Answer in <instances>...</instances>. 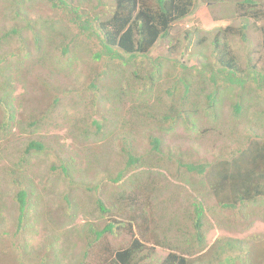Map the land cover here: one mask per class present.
Segmentation results:
<instances>
[{
  "label": "rangeland",
  "instance_id": "1",
  "mask_svg": "<svg viewBox=\"0 0 264 264\" xmlns=\"http://www.w3.org/2000/svg\"><path fill=\"white\" fill-rule=\"evenodd\" d=\"M257 1L264 11V0ZM73 5H81L82 20L90 21L91 30L98 33L99 23L115 10L113 0L103 4L74 0ZM66 13L50 8L46 0H0V38L10 35L0 41V123H5L0 129V264H99L105 250L114 254L135 239L145 246L140 257H148L138 264H160L169 251L156 246L152 229L172 223L192 234L194 227L186 211L195 195L189 182H212L209 169L201 176L187 172L180 163L231 159L239 149L259 141L255 137H264V117L249 94L251 84L244 95L239 90L224 94L215 115L203 109L201 114H192L188 123L175 118L162 126L150 116L138 118L144 112L139 101L148 96L159 107L156 114L163 113V107L181 96H168L181 67L190 68L195 78L196 68L203 63L219 68L212 54L215 37L244 23L250 26L246 42L230 35L235 51L243 66L250 58L259 63V69L264 68V16L258 20L244 16L235 0H196L194 13L173 24L169 39L159 40L147 57H137V68L146 70L133 75L130 68L114 71L113 65L119 62L108 57L97 63L93 55L100 49L99 40L88 37L91 30L83 34ZM37 19L57 22L61 30L46 34L45 28L33 25ZM33 27L40 32V49L35 47ZM13 30L20 34L14 35ZM66 37L74 39V46H66ZM202 37L207 43L199 47ZM150 78L154 82L151 93ZM92 84L94 90L89 87ZM56 99L59 102L54 105ZM238 101L242 102L239 117L234 110ZM34 120L38 124L30 127ZM93 120L103 125L99 135ZM165 127L169 132L163 131ZM153 136L162 140L159 152L152 148ZM33 140L43 143L45 151L26 155L24 149ZM124 147L140 157L141 166L129 169L114 183L127 165ZM23 190L27 204L25 219L19 223L18 194ZM135 197L136 208L146 212V226L141 219L130 224L118 214ZM208 198H204L205 205L212 203L211 208H216L218 223L208 222L206 241L200 248L189 236L197 247L189 254L192 264H235L243 259L244 251L228 250L222 258L227 260H217L215 245L224 238L255 246L258 252L250 257L264 264L263 257L258 258L264 252L263 209H252L254 214L239 208L222 213ZM99 201L112 211L101 212ZM112 221H121V228L100 239L90 255L84 256L88 237L94 235L89 227L102 230ZM82 232L88 235L84 245L78 241Z\"/></svg>",
  "mask_w": 264,
  "mask_h": 264
},
{
  "label": "trees",
  "instance_id": "2",
  "mask_svg": "<svg viewBox=\"0 0 264 264\" xmlns=\"http://www.w3.org/2000/svg\"><path fill=\"white\" fill-rule=\"evenodd\" d=\"M46 1L50 8L62 10L64 14L69 12L71 16L70 21L75 24L83 34L92 29L90 21L82 20L80 12L85 13V10L81 8V5L75 7L73 5L74 0ZM96 1L103 4L106 0ZM217 1L223 2L225 0ZM235 1H237L239 8L243 10L244 16L249 17L252 15L256 20H258L260 16H264L262 6L258 4L257 0ZM113 2L115 4V10L111 17L99 23V30L101 33L91 30L88 34L89 38L99 40L100 49L93 55V58L99 63L108 57L114 62H119V64L113 65L114 71L118 70V72H124L127 68H130V73L133 75H138L141 71L143 72L146 70V68H137L139 67L135 63L137 57H147L152 50L156 48L159 40L169 39L173 24L183 21L192 15L196 5V0H155V3L152 5L146 0H113ZM257 6L258 11L256 9ZM33 25L45 28L46 34L49 33L50 35L54 30H61L57 22H50L48 19H37ZM249 29L250 26L244 23L242 27H229L223 30L220 34L223 35V39H221L220 35L216 36L212 47V54L216 56V60L220 67L215 68L212 62L203 63L201 68H196L197 75L195 78L190 68L182 66L181 74L175 76V78L177 77V81L168 89L169 97H173L176 93L178 95L181 93V96L177 99H173L172 104L168 108L163 107V113L161 112L158 114H156V112L159 111V107L153 105L150 101V97L146 96L139 101L144 112H142L138 118L147 119L150 116L155 124L166 126L174 122L175 118H183L186 123L191 122V115L201 114L203 109L210 110L215 115L214 110L216 104L224 94L232 92L233 90H239L242 92L240 94L244 95L243 92H245L246 86L250 84L252 89L249 91V94L253 95L256 99L255 104L260 106L263 110L260 112V116L264 117V68L259 69V63H253L250 58L247 66H243L240 57L235 51L233 40L230 38V35L232 37L237 35L246 42ZM30 30L34 33L36 49H40V32H38V30L36 32L34 27ZM13 34L19 35L20 31L13 30ZM9 37L10 35L6 33L0 38V41L8 39ZM205 43L207 42L205 38L202 37L198 46L202 47ZM74 44V39L66 37L67 47L74 46ZM50 53L49 50V56ZM125 56H128V58ZM208 59L211 61V57H208ZM150 79L151 84L149 92L151 93L154 82L152 78ZM89 87L91 90H94L95 84ZM250 95H248L249 99H253ZM58 102L59 99H56L54 105H57ZM189 103L191 105H189ZM234 110L235 115L239 117L242 114V102H236ZM158 117H160V119H158ZM13 118L14 113L10 116L11 120ZM37 124L38 123L34 120L29 126L34 127ZM92 124L96 127L97 135H99L103 130V125L97 120H93ZM4 126L5 123H0V129L4 128ZM163 131L169 132L166 127ZM255 139H259V141H255L254 143L251 142L246 148L239 149L236 153L237 155L231 159H223L221 162L217 161L212 164L205 163L194 165L192 163H180L182 166L181 168L186 169L187 172L201 176L205 175L209 169L212 172V182L211 184L210 182H201V185L193 183L192 181L189 182L193 187V194L195 195L190 201V209L186 211V219L191 222V225L194 227L192 234V231L187 229L181 230V228L176 227L172 223H164V225L161 223V228L154 227L152 229L151 235L156 246L169 251V254L160 264H192L189 254L193 252V248H200L201 245L205 244L206 226H208V222L211 220L218 223L216 218L219 217V215L216 214V208H211L212 203L209 207L205 205V196H208V199L214 202V205L219 207L222 213L237 208L245 211L249 209V213L251 214H254L252 211L254 208L259 210L263 209L264 213V137L257 136ZM161 141L159 137L153 136L151 138L153 150L159 152L162 149ZM34 151H45V146L38 140L27 143L24 153L28 155ZM123 151L126 152L127 165L124 171L121 172L116 179H113L114 183L119 182L129 169L141 166L140 157L133 155L132 152L128 150V147H124ZM212 170L215 171L214 174ZM63 171L68 172L64 167ZM26 197L27 192L24 190L18 194L21 211L19 223L25 219ZM128 201L130 202H125V206L123 205L120 208L118 214L125 217L130 224L132 222H139L141 219L143 221V226L148 225L146 222V212L142 214L143 207L140 209L136 208L137 198L135 197V199L132 198ZM123 202L124 201L121 200L122 204ZM99 208L103 213L112 211L110 208H106L102 201H99ZM212 212L214 215L209 216ZM220 222H222V220ZM120 224H122L121 221H112L104 229L97 231L90 226L88 230L90 233H94V235H92L93 238L91 236L88 237V235H83L85 232L80 233L78 235L80 244H83L85 237L86 240L88 237V243L83 249L84 256L90 255L91 247L96 246V243H98L100 239L106 235L116 234V230L121 228ZM148 229L150 228L148 227ZM191 235L193 236L192 240L195 238L197 247L194 241L190 240L189 236ZM144 249L145 246L143 241L135 239L126 248H122L114 254H111L109 250H105L103 253L104 256H101L99 264H138L139 261L144 262L148 258H143L139 255L143 253ZM228 250L245 252V254L242 255L243 259L238 258L235 264H258V262L256 263V261L250 257V254L254 255L258 250L255 246L249 247L248 244L241 239H219L216 242L214 250L217 260L221 262L227 260H222V258L226 256ZM260 257H263L264 260V252L258 258ZM145 264L157 263L147 262Z\"/></svg>",
  "mask_w": 264,
  "mask_h": 264
}]
</instances>
